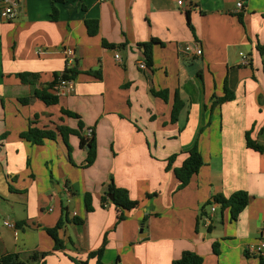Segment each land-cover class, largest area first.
Masks as SVG:
<instances>
[{
    "label": "crops",
    "instance_id": "obj_1",
    "mask_svg": "<svg viewBox=\"0 0 264 264\" xmlns=\"http://www.w3.org/2000/svg\"><path fill=\"white\" fill-rule=\"evenodd\" d=\"M178 1L65 0L54 22L51 0H20L17 19H0V257L19 254L25 264H38L30 256L48 253L45 264H76L73 258L86 260L106 238L107 264H172L185 252L202 256L204 264H259L247 249L264 226V153L247 147L246 132L254 128L253 138L264 142V54L257 50L264 46V0ZM86 20L99 21L97 36L88 35ZM153 39L161 44L142 70L147 60L140 45ZM194 41L200 57L185 52ZM241 52L250 66L240 65ZM73 67V91L60 95L57 105L34 97ZM24 73L36 78L22 83L17 74ZM225 83L235 100L213 108ZM153 91H167V100ZM177 97L183 108L172 122ZM62 110L80 116L82 136L94 130L97 158L89 168L76 135L69 137L70 152L60 136L41 146L20 137L30 127L79 130L80 120ZM196 143L204 164L179 189L174 169ZM111 183L139 202L121 223L112 204L102 205ZM237 191L250 196L238 220L219 204L211 213L214 197ZM62 204L68 210L59 232L65 249L55 250L46 229L63 217ZM75 217L83 223L75 224Z\"/></svg>",
    "mask_w": 264,
    "mask_h": 264
},
{
    "label": "trees",
    "instance_id": "obj_2",
    "mask_svg": "<svg viewBox=\"0 0 264 264\" xmlns=\"http://www.w3.org/2000/svg\"><path fill=\"white\" fill-rule=\"evenodd\" d=\"M64 2L65 0H51L52 21L56 22L58 20L59 11L57 5ZM242 17L243 15L239 14V19L241 21H243ZM85 26L87 28V33L89 36L95 37L99 34V29H100L99 21L86 20ZM156 44H161V43L153 39L148 43L140 45V47L144 51L147 60L146 64L149 66L152 64L153 47ZM105 47L122 48L124 46L105 44ZM257 50L261 54H264V46L257 45ZM86 74L91 75L96 79L99 80L101 79V74L98 71L97 72L89 71ZM77 75L78 72L74 67L67 68L64 71V73H62L61 75L55 74L54 81L44 90L36 91L34 97L36 99L41 100L43 103H45L48 106L57 105L59 103V96L55 95L52 92V88L54 87V85H56L59 82V80L73 82V80L76 78ZM17 77L21 80L22 83H30L34 78H36L34 74H29V73L17 74ZM153 94L156 97H160L164 100H167L168 98L167 91H162V92L153 91ZM233 100H235V93L231 91L227 83H225L224 96L219 99H216V101L213 104V108L222 105L223 103L231 102ZM30 101L31 98H24L21 100V102L25 105L29 104ZM182 108H183V103L177 97L172 111V122L178 121V117L180 115ZM62 114L80 120L79 130H74L66 126H60L55 131L40 129L37 127H30L27 131L23 132L20 137L23 140L31 143L32 145L41 146L44 145L46 141H55L57 137L60 136L62 137L65 145L67 146L70 152L71 147L68 141L69 137L71 135H76L80 140V148L85 150L87 153L86 163L84 165V168L91 167L95 163L97 158V144L94 135V130L91 129L93 133L90 138L86 136H82L81 131L85 128V125L82 123L80 116L67 110H62ZM253 132H254V128L246 132L247 147L256 152L264 153V142L262 143L260 142V140L254 139ZM261 138L264 139V126L259 131V139ZM187 154L188 156L186 160L183 162L182 166L180 168L174 169L175 176L180 182L179 189H183L187 187L191 182L192 178L199 173V170L204 164L203 155L199 149L198 143H196V145L190 151H188ZM177 157L178 155H174L168 159L167 161L168 163L166 167L167 170H170L172 168V164L175 162ZM111 194L114 196L113 202H111V200L108 198V196ZM108 203L112 204L115 207L117 211L118 223L125 221L127 218V213L136 209L139 206V202L132 200L127 190L118 188L113 183H111V185L108 188V191L102 197V205L104 206L105 204ZM213 203L219 204L222 208L229 209L232 220L236 221L238 220L240 214L244 211V209L249 205L250 196L245 191H237L233 193L229 198H226L223 195H218L213 198L212 202H209V205ZM85 205L87 212L91 213L94 211L92 204V195L90 193H87L85 195ZM62 212H63V217L59 220L58 224L54 228L46 229V232L54 241L55 250L65 249L64 242L59 236L60 230L64 227L65 223L68 221V210L64 206V204H62ZM73 221L75 224L83 223V220L77 217H75ZM106 244H107V240L105 238L102 247H100L98 250L94 252L89 253L87 255L86 260L73 258V261L76 264H89L91 260H94L95 264H107L103 261ZM217 246L218 243H214L213 250L216 255L219 254ZM47 255L48 253H40V254L35 253L30 256V260L40 264V260L42 259L43 260L42 264H45L44 259L47 257ZM0 264H25V263L23 260H21L19 254L9 253L0 257ZM112 264H119V260ZM172 264H204V259L202 256L196 253L185 252L180 259L174 260ZM259 264H264V258H259Z\"/></svg>",
    "mask_w": 264,
    "mask_h": 264
},
{
    "label": "built area",
    "instance_id": "obj_3",
    "mask_svg": "<svg viewBox=\"0 0 264 264\" xmlns=\"http://www.w3.org/2000/svg\"><path fill=\"white\" fill-rule=\"evenodd\" d=\"M19 4H20V0H0V6H1L0 19L5 22H10L17 19L19 17ZM182 4H183V0H179L178 5L181 6ZM236 7L238 9H242L243 8L242 1L237 2ZM73 52L74 51L72 49L65 50V53L68 57L73 56ZM185 52L187 53V55H190L192 57H200L202 55V50L198 45V43L195 41L186 44ZM239 56H240L241 66H250L251 60L246 53L241 52L239 53ZM114 57L118 62H121V56L119 52H115ZM139 68L142 70L146 69L147 68L146 62H141L139 64ZM72 91H73V83L65 80H59V82L56 85H54V87L52 88V92L59 97L60 95L69 94ZM92 133L93 131L89 129L86 133V137L90 138L92 136ZM216 211H217V204L213 203L211 206V213L213 214ZM203 219L205 223L209 225L211 223L212 216L211 215L204 216ZM4 225L12 229L14 228V224L10 220H6L4 222ZM247 251L252 256L264 258V226L261 229L258 241L254 244H251L248 247Z\"/></svg>",
    "mask_w": 264,
    "mask_h": 264
},
{
    "label": "water",
    "instance_id": "obj_4",
    "mask_svg": "<svg viewBox=\"0 0 264 264\" xmlns=\"http://www.w3.org/2000/svg\"><path fill=\"white\" fill-rule=\"evenodd\" d=\"M108 198L111 200V202H113L114 201V196L111 194V195H109L108 196Z\"/></svg>",
    "mask_w": 264,
    "mask_h": 264
}]
</instances>
